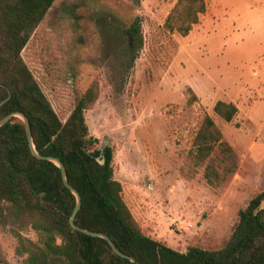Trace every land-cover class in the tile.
<instances>
[{"label":"rangeland","instance_id":"rangeland-1","mask_svg":"<svg viewBox=\"0 0 264 264\" xmlns=\"http://www.w3.org/2000/svg\"><path fill=\"white\" fill-rule=\"evenodd\" d=\"M176 1L55 0L22 56L63 122L95 87L89 133L113 147L115 178L146 234L181 251L218 249L264 190V0H206L186 36L162 27ZM218 100L238 106L232 121L214 111ZM207 114L240 158L218 187L188 160ZM20 234L39 238L26 222L0 223V264H24Z\"/></svg>","mask_w":264,"mask_h":264},{"label":"trees","instance_id":"trees-1","mask_svg":"<svg viewBox=\"0 0 264 264\" xmlns=\"http://www.w3.org/2000/svg\"><path fill=\"white\" fill-rule=\"evenodd\" d=\"M54 2L0 0V102L9 96L0 108V120L17 111L29 118L36 150L64 163L68 181L81 196L75 223L107 234L136 261L117 254L104 238L72 226L76 195L65 185L54 161L32 152L22 119L12 116L0 127V223L13 218L38 233L37 241L19 235L17 252L27 254L24 264H264V190L239 210L222 248L189 246L181 251L143 231L123 197L122 183L115 178L113 147H99L98 138L89 133L85 112L97 100L95 87L84 92L63 122L22 56ZM206 11V0H177L162 27L186 36ZM131 28L138 33V22ZM214 111L230 122L238 106L218 100ZM188 160L193 170L204 166L207 184L218 187L237 171L240 158L207 114Z\"/></svg>","mask_w":264,"mask_h":264},{"label":"water","instance_id":"water-1","mask_svg":"<svg viewBox=\"0 0 264 264\" xmlns=\"http://www.w3.org/2000/svg\"><path fill=\"white\" fill-rule=\"evenodd\" d=\"M1 85V83H0ZM9 99V96L6 98V99H3L1 102H0V108L1 106ZM12 116H17L19 118L22 119L24 125H25V128H26V132H27V136H28V140H29V144H30V148L32 150V152L38 156L39 158H43V159H48V160H52L54 161L60 168H61V171H62V177H63V181L65 183V185L76 195L77 197V204H76V207L73 211V214L71 216V224L72 226L78 230V231H81V232H84L86 234H89V235H92V236H98V237H102L104 238L110 245L111 247L113 248V250L119 254L120 256L122 257H125V258H129L131 259L132 261H136V258L133 257V256H130L124 252H122L117 246L116 244L114 243V241L105 233H102V232H98V231H94V230H89L87 228H84L82 226H79L75 223V217H76V214L78 212V210L80 209L81 207V203H82V200H81V196L79 194V192L76 190L75 187H73L71 185V183L68 181V178H67V169L64 165V163L62 161H60L58 158H55V157H51V156H44V155H41L38 153V151L36 150L35 148V144H34V141H33V135H32V130H31V125H30V121H29V118L22 112H13V113H10L8 114L7 116H5L2 120H0V127H2ZM43 195V194H42Z\"/></svg>","mask_w":264,"mask_h":264}]
</instances>
